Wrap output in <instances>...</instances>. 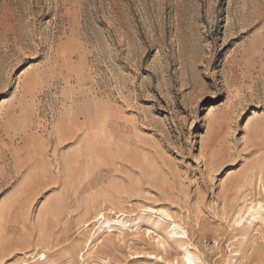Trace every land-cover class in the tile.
Wrapping results in <instances>:
<instances>
[{"label":"rangeland","instance_id":"obj_1","mask_svg":"<svg viewBox=\"0 0 264 264\" xmlns=\"http://www.w3.org/2000/svg\"><path fill=\"white\" fill-rule=\"evenodd\" d=\"M17 156L0 264H264V0H0V206Z\"/></svg>","mask_w":264,"mask_h":264},{"label":"crops","instance_id":"obj_2","mask_svg":"<svg viewBox=\"0 0 264 264\" xmlns=\"http://www.w3.org/2000/svg\"><path fill=\"white\" fill-rule=\"evenodd\" d=\"M17 160L19 162L17 173L22 171L24 175L21 177V180L17 184V187L15 188V190L10 194V196H8L2 202L0 206V227L2 228L1 232L3 233L5 231L7 234H10V233L12 234L11 237L3 236L4 237L3 239L5 241H8V243H12L11 245L14 244L13 242H10V241L13 240V236H14L13 234L16 233L14 231L16 228V225L19 226V224H21L20 230L24 232L25 231L28 232L25 234L27 237L26 236L20 237L21 241H24L26 238L28 241L30 235H32L30 234V231H31L30 226H28L27 224L28 213L30 211L31 204L33 203V194H31V190H30L32 187V182H33L32 181L33 179L31 178V174H30L31 168H32V162H31L30 157L25 158L24 156L22 157L17 156L16 161ZM20 160H22V162H20ZM0 167L3 169V171H5L4 169L5 166H2L1 164ZM51 212H53V210L46 211V214H44L45 220L49 222L58 221L59 216H61L62 213L61 212L58 213L57 215H55V218H54L53 213ZM68 234H69V231H67L65 235L62 234L61 236L60 235L57 236L56 244H59V242L60 243L63 242L65 238L67 239ZM38 236L40 239H44V240L47 239L49 242H51L52 233L50 234L40 233ZM33 240L35 241L34 237H33Z\"/></svg>","mask_w":264,"mask_h":264},{"label":"bare ground","instance_id":"obj_3","mask_svg":"<svg viewBox=\"0 0 264 264\" xmlns=\"http://www.w3.org/2000/svg\"><path fill=\"white\" fill-rule=\"evenodd\" d=\"M187 254H188L187 258L189 259L190 262H192V257H193L192 254H190V253H187Z\"/></svg>","mask_w":264,"mask_h":264}]
</instances>
